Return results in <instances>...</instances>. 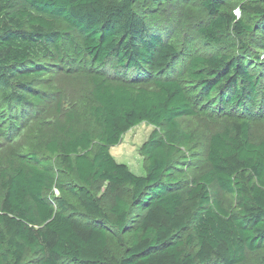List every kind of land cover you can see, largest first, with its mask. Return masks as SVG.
<instances>
[{
	"label": "trees",
	"instance_id": "1",
	"mask_svg": "<svg viewBox=\"0 0 264 264\" xmlns=\"http://www.w3.org/2000/svg\"><path fill=\"white\" fill-rule=\"evenodd\" d=\"M166 1L0 0V264H246L264 253V136L252 125L264 121V0H181L200 2L197 33L220 47L193 55L141 15ZM77 75L87 105L62 89ZM39 119L46 157L27 153ZM182 119L201 120L206 142ZM143 123L154 131L138 176L111 149ZM203 143L189 178L183 164ZM61 171L77 183L67 189Z\"/></svg>",
	"mask_w": 264,
	"mask_h": 264
},
{
	"label": "rangeland",
	"instance_id": "2",
	"mask_svg": "<svg viewBox=\"0 0 264 264\" xmlns=\"http://www.w3.org/2000/svg\"><path fill=\"white\" fill-rule=\"evenodd\" d=\"M149 5L151 6V4ZM149 5L148 7L145 6L144 8L140 6V10L142 12L141 15L148 17L147 20L149 21H154L159 23L160 25L165 26L168 29V36L170 41L174 43L180 49V51L186 53L187 55H193L199 53H209L210 51H214L220 48L207 45L204 40L201 39V36L197 33L199 27L203 23H205V20H207L208 18L204 16L199 1H192L189 4H185L181 0H167L166 3H163L161 5H152V9H149ZM236 14L239 17H242L240 12ZM63 64V61L57 63L58 66H63ZM64 74V72L55 74L52 79L61 78V76H63ZM47 78L49 79L50 77ZM51 82L52 81H50V83ZM50 83L48 84V87H50ZM62 89L71 91V94L68 95V98H72L74 101H78L81 105H87L90 102L89 89L86 88L85 77L81 75H77L75 78L64 82V87H62ZM60 98L57 101H59ZM39 109L40 108H38L37 111H39ZM220 121L221 120H219L218 123H215V127L218 130L222 128L221 126L223 124ZM181 123L184 129H190L193 131L197 129V131L199 132L198 136L206 142V130H204L206 128L203 126L200 127L204 124L201 123V120L182 119ZM252 125L254 133L256 132V135L258 137L264 136V121L259 120L257 121V123H252ZM33 128L37 129V131L35 135L34 133H30L28 141H33L35 148L28 151L27 153L39 152L41 156H45L42 152L45 151L43 147L44 141L42 138V130L47 131L50 129V126H46L44 122H41V119H39L38 125L34 126ZM153 131L154 128L149 124H140L124 135L122 143L112 148L111 154L114 156L118 163L126 164L133 173L138 176H144L146 174V158L142 155L141 148L144 143L148 141ZM205 147L206 143L200 144L199 148L195 147L196 149L193 155L190 153L191 157H197L196 162H185L183 164L185 165L184 168L185 171L187 170V175L189 178L197 176L204 167L202 164L204 160L203 155L205 156ZM51 159L52 162L55 163L56 167L62 169L60 168L55 157ZM60 175L62 177V180H64V186L67 189L77 183L76 177L74 175H69L64 171H61ZM93 191L100 202L103 204V206L105 208H108L111 204V201L113 200V195L109 191L108 184L105 182H99L94 185ZM126 191L127 190H124V193H127ZM50 196L52 199L61 198L62 194H60V191L58 189H54V191L50 193ZM228 200L232 201L230 198ZM194 245L195 244H193L188 249L192 251ZM263 256L264 253L262 252L253 255L249 254L246 264H261Z\"/></svg>",
	"mask_w": 264,
	"mask_h": 264
},
{
	"label": "built area",
	"instance_id": "3",
	"mask_svg": "<svg viewBox=\"0 0 264 264\" xmlns=\"http://www.w3.org/2000/svg\"><path fill=\"white\" fill-rule=\"evenodd\" d=\"M238 13V12H237Z\"/></svg>",
	"mask_w": 264,
	"mask_h": 264
}]
</instances>
